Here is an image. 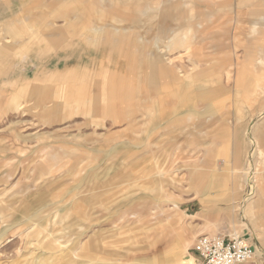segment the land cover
Instances as JSON below:
<instances>
[{"label":"rangeland","instance_id":"1","mask_svg":"<svg viewBox=\"0 0 264 264\" xmlns=\"http://www.w3.org/2000/svg\"><path fill=\"white\" fill-rule=\"evenodd\" d=\"M2 1L0 29L2 23L11 22L12 12L19 6L18 0ZM137 3L143 7L138 17L145 21L127 27L136 44L143 45L133 68L127 67L124 50L121 53L101 44L81 49L85 45H79L75 37L54 39L47 35L53 28L44 26L42 40L28 44V51L24 49L21 56L11 59L9 51L1 55L0 264H33L45 254L35 253L26 225L11 228L24 211L19 210L17 201L36 198L46 204L76 184L82 198L98 194L103 200H120L118 206L111 207V218L101 229L93 226L91 217L86 230L91 251L105 249L106 256L119 257L121 264H129L134 254L142 257V264L151 260L166 264L165 251L178 241L183 249L177 263L191 257L198 264L195 245L199 235L236 232L252 237L246 223L257 233L255 240L264 257L262 208L253 213L242 211L250 186L246 184L239 195L234 191L236 198L229 200L231 167L242 165L239 162L245 160L248 150L247 128L251 120L264 117V91L255 88V77L264 75V64L258 63L264 61V0ZM168 4L173 7L169 10L172 15L164 18ZM102 11L104 19L117 15L127 25L133 16L122 8ZM253 21L259 22L256 32H252ZM55 22L62 24L60 19ZM91 22L95 23L90 19L86 23ZM5 28L10 39L0 43L2 51L13 50L15 41L23 51L25 40L34 31L39 34V27L15 29L7 24ZM169 39L179 42L174 45ZM62 41L65 50L61 52L56 47ZM218 44L219 49L215 48ZM157 46L186 69L192 64L189 58L195 56L197 71L202 70L185 81L194 113L181 115L183 118L171 125L167 120L171 117H167L169 128L163 132H159L156 100L163 91L166 102L172 104L174 85H164L159 78L152 83L150 68L141 69L139 62ZM242 65L249 77V92L236 95L226 71H236ZM57 68L64 71L63 76L70 73L69 77L60 78ZM80 85L84 86V99H79L81 94L76 91ZM23 86L30 87L24 91ZM121 88L126 97L114 99ZM46 89L55 93L44 101L50 105L58 101L54 104H61L59 112L42 109L39 94ZM236 144L241 146L238 152ZM217 168L220 170L215 171ZM127 201L131 206L122 204ZM135 204L139 207L137 222L129 214ZM89 208L102 209L97 204ZM36 209L37 205L29 211ZM118 212L125 216L119 219ZM56 220L67 222L71 216L62 213ZM120 228L127 232L117 235ZM128 236L129 241H118ZM130 241L139 249L129 250ZM109 242L112 244L107 245Z\"/></svg>","mask_w":264,"mask_h":264},{"label":"crops","instance_id":"2","mask_svg":"<svg viewBox=\"0 0 264 264\" xmlns=\"http://www.w3.org/2000/svg\"><path fill=\"white\" fill-rule=\"evenodd\" d=\"M1 1L2 0H0V3ZM137 1L138 0H18L19 6L17 11H11L14 15L11 17V22L2 23L1 25L0 43L8 42L7 40L10 38V34L5 28L7 24L12 25L15 29H25L28 27L29 30V27H39V34L35 35L37 33L34 31V34H31L28 40H25L26 44L23 48V51L18 50V46H16L18 44L16 41L13 43L15 44L13 50H11L9 47L7 51H2L0 49V57H2L1 55L8 51L12 53L11 59H16V57L21 56L23 52L26 50L28 51V44L30 46L33 44V42L37 43L42 40V26H44V28H53L52 31L47 33V35L55 37L54 39L58 40L59 38H62L65 41V35H68L71 38L75 37L79 45L80 43L85 45L81 49H86V47L89 48L90 45L101 44L105 46L109 45L112 47V49H115L121 53L125 51L127 54L126 58L128 57L127 67L129 69L133 68L135 62L138 60L137 59L135 61L137 54H139L138 49L143 48V45L136 44L135 38L132 37L133 34L127 30V27L132 24L138 25L141 21H145L138 17V14L143 12V7L142 4L137 3ZM11 2H13V0H11ZM104 8H122L124 10L130 11L133 15L132 18L130 17L131 23L127 25L124 22V19L117 15L111 17V19H104L105 13L102 11ZM172 8L173 7L171 4L166 5L165 12L163 13L164 18L172 15V12L169 11L170 9L172 10ZM177 10L178 9L175 7L174 11ZM177 14L178 12L175 13V15ZM177 16L175 18H177ZM56 19L62 20V24L60 26H58L55 22ZM89 19L93 20L95 23H86L89 21ZM122 21L124 24L121 23ZM258 24L259 22L253 21L252 32L257 31ZM57 40L51 41L56 44ZM171 40L172 39H169L170 42ZM172 41L174 45L178 44L179 42V40L176 41V39H173ZM62 43L63 41L56 47V50L59 48L61 52L65 50V47ZM125 46L127 48L123 49ZM188 46L189 45H187L185 48L187 49ZM220 47V44L215 45V48L217 49ZM38 49L43 50L42 47ZM162 52L164 53L163 55L160 54ZM166 53L167 51H164L159 46L155 51L151 50L148 55H144L139 58L141 69L150 68L151 75L149 80H151L152 83L156 81L157 78H159L162 80L164 85H174V89L171 94L174 97L172 104L169 105L166 102L163 91L159 93L160 95L156 100L158 118L159 121L161 120L159 123V132H163L166 129L168 130L169 126L166 124L167 117H171L167 119L170 123L169 125H171L173 121H180L183 118L180 117L181 115L184 116L185 113L187 115H192L194 113L195 110L191 109L189 105L190 91L187 87H185L189 83L187 84L185 81L192 75L197 76L198 74L202 73L201 69L197 71V68L199 67V60L195 58V56L189 58L192 64L188 69H186L182 65L175 62L172 57L165 56ZM258 61V63L264 64L262 59ZM57 70L59 71L58 74L60 78L65 76L69 77L70 75V73H67L65 76H63L61 74L64 71H60L58 68ZM232 71L233 70L231 69L226 71V79L227 81L233 79L232 85L235 86V94L242 95L249 92V86L247 85L249 82V77L246 76V68L244 69V65H242L240 69L233 72ZM255 79V88L258 87L260 92H263L264 75L255 77ZM29 87L30 86H23V90L25 91L26 89H29ZM63 87L64 86H61L62 89ZM165 87L167 86H164V88ZM83 90V85L77 86L76 91L78 96ZM54 93V91H49L48 89H46L44 93L42 91L40 92L39 98L42 101L41 107L43 110L57 113L61 109V104H54L58 101H53L51 103L52 106L48 102L44 101V98H47ZM124 93L126 92H124L122 88L119 91L116 90L114 99H123L126 97ZM79 99H84L82 94L80 95ZM102 99L105 100L104 95ZM250 100L251 97H248V101ZM246 134L248 138V150L246 152L245 160L243 162H239L242 163V165L238 166V164H236L231 167L230 173H232V178L230 179L231 188H229V190H231V193L229 200L235 199L236 197L233 196L235 195L234 191H236L239 195L240 192L244 190L246 184H249L250 178H252L254 181V192L250 197L243 199L246 203L244 204L242 211L244 214L248 212L253 213L255 210L262 208L261 215L264 218V117L262 116L255 122L251 120ZM240 147V144H236L235 149L237 152ZM258 154L262 155L260 160L255 158V156ZM237 158L238 157L236 154L235 159ZM240 159L241 158H239V160ZM248 168H251V170H259V174H261V180L257 179L256 174H254L253 177L248 176L245 172L248 170ZM217 170L220 169L217 168L215 171ZM213 177L216 178L217 175L212 173V178ZM216 179L218 180V178ZM79 186L80 185L77 184L74 185L65 193L60 194L58 198H51V200H49V202L46 204H43L36 198L26 200L19 199L17 201L19 210L21 211L22 209L24 211L20 220L11 223V228L26 225L25 228L28 229V234L32 239L31 242H34L36 245L34 247L35 253L38 254L39 252H45V254L41 255V257L38 258L37 256L38 261L35 259V263L33 264H121L118 262L120 260L119 257L113 258L112 256H106L104 254L105 249L103 251H91L90 248L92 247H90L88 242L90 235H88L86 230V228H89L91 225V217H94L93 226L96 225L97 229H101V224L105 223V221H108L111 218V215H108L111 214V207L114 206V204L118 206L120 200L117 198L103 200L98 196V194H89L90 196L88 195V197L90 198H82L79 196V193L81 192V188ZM87 202H90L92 205L97 204L99 208L102 209L99 210L97 208L96 210L92 211L91 208H89L91 204L89 205ZM129 203L130 202L127 201L122 204L125 205ZM35 205H37V209L34 211H29V209ZM132 207L133 209H130L129 214L135 217V221L137 222L139 221V207L136 204L135 206L132 205ZM93 208H95V206H93ZM114 212L117 213V210ZM62 213L66 214L67 216H71V220L63 223L59 221L62 218L56 220V218L58 219V216ZM118 215L119 219H122L125 216V212L121 214L118 212ZM73 226L76 227L74 230H71V227ZM245 227L251 232L252 238L257 239V233H255L253 228L248 223H246ZM114 230L116 229H112L111 231ZM261 230H264V227L261 228ZM126 232L127 230L120 228L116 231V234L122 235ZM233 234L237 233L234 232ZM130 238L131 237L128 236L118 241H129ZM132 243L135 242L130 241L131 245L126 247H129V250L130 248L133 251L138 250V245ZM111 244L112 242L107 243V245ZM118 248L122 249L123 245H118ZM181 249H183V244L179 241L167 249L165 251L167 256V260L165 261L166 264H178L177 262L182 259L178 256V253ZM123 250L126 249L123 248ZM141 258L142 257H140L138 254H134L129 264H142ZM149 264L158 263L157 260H151Z\"/></svg>","mask_w":264,"mask_h":264},{"label":"built area","instance_id":"3","mask_svg":"<svg viewBox=\"0 0 264 264\" xmlns=\"http://www.w3.org/2000/svg\"><path fill=\"white\" fill-rule=\"evenodd\" d=\"M243 234H201L196 240L198 264H264L262 250Z\"/></svg>","mask_w":264,"mask_h":264},{"label":"bare ground","instance_id":"4","mask_svg":"<svg viewBox=\"0 0 264 264\" xmlns=\"http://www.w3.org/2000/svg\"><path fill=\"white\" fill-rule=\"evenodd\" d=\"M31 28V27H30ZM35 28V27H34ZM23 34V33H22ZM10 39V38H9ZM20 42V41H19ZM18 104V103H17ZM20 104V103H19ZM18 104V105H19ZM21 107H22V105H20ZM260 150V149H259ZM262 151V150H261ZM264 153V152H263ZM255 172H258V171H256V169L255 170H251V168H248V170H246V173H247V175L248 176H250V174L252 175V176H254V174H256ZM260 172V171H259ZM249 186H250V191L247 193V195H246V197H245V199L246 198H248V197H250L252 194H253V192H254V181L252 180V178H250V181H249V184H248ZM182 264H195L193 261H192V259H191V257L189 258V259H187V260H185V261H183V263Z\"/></svg>","mask_w":264,"mask_h":264}]
</instances>
